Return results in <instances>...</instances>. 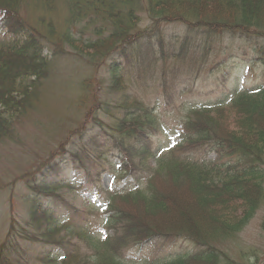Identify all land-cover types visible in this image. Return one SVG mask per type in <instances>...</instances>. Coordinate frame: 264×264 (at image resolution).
Wrapping results in <instances>:
<instances>
[{
    "label": "trees",
    "instance_id": "trees-1",
    "mask_svg": "<svg viewBox=\"0 0 264 264\" xmlns=\"http://www.w3.org/2000/svg\"><path fill=\"white\" fill-rule=\"evenodd\" d=\"M65 2L68 12H71L66 23L67 29L63 34H57L53 29L55 37L50 38L48 36H52V31L49 30L48 35L43 36L37 28H28L23 23L25 21L17 15L25 0H0V30L16 33L19 27L25 31L21 40L0 45V141L1 135H5L10 127L9 122H12L9 114L27 100L28 91L37 83L36 78L44 77L49 71L51 62L42 55L44 49L49 50L53 60L70 49L74 55L84 58L87 64L97 67L99 61L109 57L114 51L132 44L141 35L151 33V28L158 29L160 23H183L190 30H201L209 36H215V41H223L225 35L237 40L256 41L257 46L250 50V55L262 63L264 74V0ZM46 4L52 8L56 5L54 0L35 1V5L41 8L47 6ZM208 4L212 6L209 9L212 15L207 16L204 11L206 12ZM220 5L223 9H220ZM134 8L138 13H144L150 21L149 30L139 29L140 20L134 15ZM75 24H79L83 30L94 26L95 40L76 39L70 34V26ZM104 33L105 37L102 36ZM206 45L210 44L207 42ZM192 61L194 64L196 59H189L190 63ZM205 61H208V55ZM109 67L111 75L108 91H123V95L121 94L114 109L121 113V118L111 120L107 127L111 134L106 135L112 139V146L120 153L121 168L127 175H134L136 180L145 179V189L107 193L110 201L106 202V210L112 232L103 241H99L85 232L77 235L75 232L68 233L65 238L64 235H58L55 232L58 228L53 222L54 216L48 209L42 208L37 196L55 198L60 189L68 186L45 183L33 185L35 197L31 199L29 221L26 224L28 230L22 238L28 241L45 239L46 242L65 246L72 241L71 235H74L90 252L82 258L81 255L68 257L61 264H122L119 252L130 241L138 245L162 237L186 238L203 249V253L163 264H237L219 248L224 246L226 239L247 225L263 198L264 85L254 90L235 92L227 105L198 108L191 106L182 122L185 141L176 147L177 152L193 151L200 146L217 147L224 156L237 157L239 162L225 167H218L214 163L209 167L175 156L166 161L158 160L152 168L143 163L151 156L143 141L148 139L147 129L152 128L155 123L150 117L153 109H148L136 97L127 94L122 76L117 72L118 66L110 64ZM31 77L33 80H28ZM186 90L180 91L179 86L172 85L170 94L184 95L188 93L184 92ZM172 96L166 97L171 100ZM103 106L107 113L113 110L109 105ZM2 116L8 119L7 123ZM131 139L134 141L132 144ZM168 184L170 185L167 189L172 186L186 188L190 192L192 200L204 217L213 223L210 233L183 232L173 228L162 230L160 226L167 223H162L160 217H166L169 212L161 214L160 211H166V203L170 201L162 188ZM250 191L253 195L249 194ZM143 216L149 217V220ZM262 227L264 228V223ZM40 229H44V234L41 235ZM73 259H77L76 263Z\"/></svg>",
    "mask_w": 264,
    "mask_h": 264
},
{
    "label": "rangeland",
    "instance_id": "rangeland-1",
    "mask_svg": "<svg viewBox=\"0 0 264 264\" xmlns=\"http://www.w3.org/2000/svg\"><path fill=\"white\" fill-rule=\"evenodd\" d=\"M35 1L25 0V4L23 3L18 9L17 15L25 21L22 22L28 28H37L43 36H47L50 30L53 37H48L54 38L55 32L53 29L57 34H63L69 20L68 17L71 14L67 10L65 0H54L56 4L54 8L47 4V6L41 8V6L35 5ZM208 5H206L208 11H204V15L207 16L211 14L209 9L212 7ZM134 12V15L140 20L138 27L140 29L145 28V30L146 27L149 29L150 21L144 13H138L135 8ZM92 29L93 26L85 30L80 26H75L73 29L75 38L82 40L90 38ZM17 31L22 32L23 30L17 27ZM104 35L105 33L102 36L105 37ZM189 36L190 38H188L185 28L180 23H160L159 35L151 39L152 45L150 47L142 46L138 51L142 45V41L139 40L133 47L123 49L125 54L130 55L129 60L132 59L130 64L120 56V53L113 52L108 58L99 61L97 67H92L85 62L84 58L74 55L73 51L71 53L69 49L66 53L60 54V57L52 62L53 64H50L49 71L44 74V77L36 78L37 83L28 91L27 100L19 108H14L15 112L9 114V116H12V122H9L10 127L6 130L5 135H1L0 246L2 244L5 246L3 248L5 253L3 264H54L55 259L53 256H58L61 253V251H57L55 245L44 244L37 240L26 241L20 237V234L26 232L21 231V228L25 227L27 229L26 224L29 221L28 213L32 204L31 199L35 196L27 185V181L22 178L27 172H32L34 176L40 166L44 164L40 182L72 184V190L62 188L58 191V202L42 199L44 204L50 208L57 224L66 223L70 226L69 229H72L69 230L64 227V229L55 231L60 236L64 235V238L67 236L66 234L80 226L101 238L100 235L106 221L103 219L104 212L100 208L96 209L98 206L95 200L104 198L103 190L109 185H112L114 190L120 191L135 189V182L130 179L126 180L123 177L121 179L120 172H116L114 176L107 174L106 169L110 167L111 163L115 164L116 160L111 157L114 152L109 150L106 145V134H103L97 128L107 126L108 119H110L104 113L105 107L103 104L113 108L108 112L110 115L114 118H121V113H117L114 109L119 98L123 95V91H120V93L108 91V82L111 75L109 64L111 62H118L120 67H124L122 76L126 93L141 100H145V96L142 94L147 91L152 94L151 101L162 98L158 102L160 105L165 100L155 90L157 88L156 84L149 85L144 89L139 88L138 84L143 82L148 85L153 78L160 86L159 91L163 95L169 94L172 85L175 87L186 85L189 88V93L181 97H173L168 109L154 110L163 130L161 129V134L158 133L154 136L153 145L160 138L156 144V150L162 153L182 144L183 131L178 126V122L186 114V106L188 108L194 103L214 105L226 96L227 91H224L220 86H224L233 76H228V79L224 78L225 71L230 65H237V68L240 69L239 79L234 83L240 87L249 88L258 83L259 80L260 82L264 80L263 78L255 79L253 77V73L256 74L258 65L251 69L252 74L246 75L244 73L246 64H251L248 53L247 55L244 54L249 52L252 44H256V41L251 44L231 39L228 35L224 36L221 42L215 41L214 37L213 45L208 46L210 48L208 64L199 67L200 70L198 68L191 69L185 72L182 78L175 76L174 73L165 74L163 78H160L157 62H163L160 59L162 50L163 54H167L180 43V41H177L173 45L172 38L181 39L185 37L189 39L191 44L193 43L194 48H202L203 33L191 32ZM159 40L164 42L162 49ZM139 43L141 45L138 47ZM262 45L260 44V46ZM139 52L147 57V62L144 65H139L140 70L146 69L142 78L138 77L139 72L136 69L130 68L131 65L137 64L140 59H138L141 54ZM194 53L199 58V54L196 55L199 52L195 50ZM235 54L238 55V59L234 57ZM154 57L158 60L156 63H152ZM242 61L249 63H242ZM166 66L170 65L166 64ZM138 79H141L142 82L139 80L136 84L135 82ZM18 83L20 82L18 81ZM1 118L6 120V123L8 122L5 116ZM107 132L111 134L109 131ZM132 143L133 140L131 139L130 144ZM71 152L80 159L82 165L76 166L75 162L69 157ZM201 157H204V155L202 154ZM212 157L213 154L210 153L207 159L209 160ZM236 158L232 156L223 157L220 162L227 165L235 164L239 162ZM152 160L149 157L143 163L145 166L150 164L153 168L154 162ZM135 163H137V159ZM112 178L114 179L112 180ZM169 185L164 186V188L161 187L170 198V201L166 203L167 210L160 211L161 214L169 212L166 217H160L161 222H167L165 226H160L162 230L173 228L183 232L210 233L213 230V223L204 217L203 212L192 200L190 192L186 188H172V186L167 189ZM112 187L111 189H113ZM262 189L263 198L253 218L240 232L224 241L222 250L219 248L231 261H235L237 264H264V228L262 227L264 223V181ZM93 193H97L95 197L92 195ZM249 194L253 195L251 191ZM173 201H177V204L179 202L185 203V205L191 204L198 213L190 215L185 209L174 206ZM143 217L147 221L149 220V217ZM41 223L42 221L39 224ZM171 225L173 227H169ZM43 230L40 229L41 235L44 234ZM46 239L49 240V238ZM74 239L81 248V254H85L86 251L83 247L85 244L79 241L78 238L74 237ZM78 241L81 243H78ZM191 249L192 247L183 240L170 241L167 239L157 241L151 247H145L142 250L132 248L128 251L124 250L123 253L126 260L148 262L150 258L165 260L179 253L190 252ZM51 260H54V262ZM75 261L77 259H73L74 263H76Z\"/></svg>",
    "mask_w": 264,
    "mask_h": 264
},
{
    "label": "bare ground",
    "instance_id": "bare-ground-1",
    "mask_svg": "<svg viewBox=\"0 0 264 264\" xmlns=\"http://www.w3.org/2000/svg\"><path fill=\"white\" fill-rule=\"evenodd\" d=\"M173 205L176 206V207H179V209H185L187 211L188 214H192V215H195V213H198L197 210H194V207L190 204H186L185 203H182V202H179L177 204V201H173ZM192 207V208H191ZM162 223H167V222H162Z\"/></svg>",
    "mask_w": 264,
    "mask_h": 264
}]
</instances>
